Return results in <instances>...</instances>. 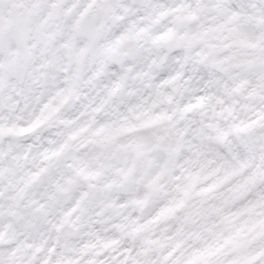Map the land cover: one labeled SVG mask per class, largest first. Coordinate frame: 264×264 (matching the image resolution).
Returning a JSON list of instances; mask_svg holds the SVG:
<instances>
[{"label": "clouds", "instance_id": "obj_1", "mask_svg": "<svg viewBox=\"0 0 264 264\" xmlns=\"http://www.w3.org/2000/svg\"><path fill=\"white\" fill-rule=\"evenodd\" d=\"M0 264H264V0H0Z\"/></svg>", "mask_w": 264, "mask_h": 264}]
</instances>
